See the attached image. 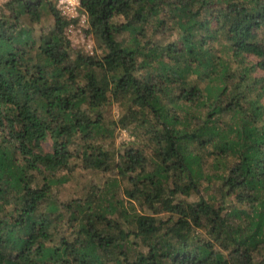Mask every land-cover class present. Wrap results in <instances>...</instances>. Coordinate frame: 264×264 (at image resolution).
Wrapping results in <instances>:
<instances>
[{
	"label": "trees",
	"instance_id": "obj_1",
	"mask_svg": "<svg viewBox=\"0 0 264 264\" xmlns=\"http://www.w3.org/2000/svg\"><path fill=\"white\" fill-rule=\"evenodd\" d=\"M81 11L93 55L0 8V264H264V0ZM76 167L108 178L61 202Z\"/></svg>",
	"mask_w": 264,
	"mask_h": 264
},
{
	"label": "rangeland",
	"instance_id": "obj_2",
	"mask_svg": "<svg viewBox=\"0 0 264 264\" xmlns=\"http://www.w3.org/2000/svg\"><path fill=\"white\" fill-rule=\"evenodd\" d=\"M9 0H0V8L8 2ZM47 19L49 21L45 22L43 25L44 27L49 28L52 23V18L49 14H46ZM24 24L28 29L35 30V36L38 39L39 35L41 34L42 26H34V24L29 20H24ZM71 39L76 45V50L84 52L89 55H93L96 52V43L95 39L91 34H86L83 31V27L81 28L77 26L74 33H71ZM93 51V54H92ZM120 109L118 105H115L112 109V114L117 115L119 114ZM130 134L127 131H118L115 141H113V145L119 146L123 144V142L130 140ZM44 148L47 151H51V143L47 142L44 143ZM70 176V182L57 188L54 190L53 195L54 198L61 202H68L72 199H76L81 195L85 194L87 189L91 186L92 183L105 181L108 176L100 175L98 173H94L91 171L83 170L80 167H76L75 169L71 170L70 172L66 173ZM106 177V178H105ZM58 190V191H57Z\"/></svg>",
	"mask_w": 264,
	"mask_h": 264
},
{
	"label": "built area",
	"instance_id": "obj_3",
	"mask_svg": "<svg viewBox=\"0 0 264 264\" xmlns=\"http://www.w3.org/2000/svg\"><path fill=\"white\" fill-rule=\"evenodd\" d=\"M82 0H56V9L58 12L70 21V25L66 28V34L71 40L72 48L77 49L75 43L71 39V33L75 32L77 26L83 27V31L87 34L88 22L86 15L81 11ZM89 34V33H88ZM93 54V51H92Z\"/></svg>",
	"mask_w": 264,
	"mask_h": 264
}]
</instances>
